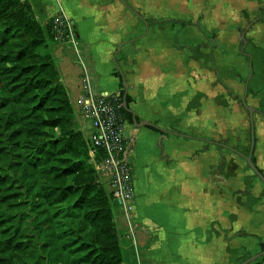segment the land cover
Returning a JSON list of instances; mask_svg holds the SVG:
<instances>
[{"label": "crops", "instance_id": "0c3cea01", "mask_svg": "<svg viewBox=\"0 0 264 264\" xmlns=\"http://www.w3.org/2000/svg\"><path fill=\"white\" fill-rule=\"evenodd\" d=\"M26 1L43 24L63 11L73 19L95 87L120 92V73L139 121L228 146L169 135L161 148V133L127 126L140 264H238L263 250L264 183L243 155L251 146L247 104L257 109L253 161L264 174V0L242 5L245 25H225L216 35L201 27L203 54L194 38L184 53L155 46L175 43L158 30L183 26L168 17L175 0ZM65 72L77 76L69 66ZM72 82L75 101L80 82Z\"/></svg>", "mask_w": 264, "mask_h": 264}, {"label": "trees", "instance_id": "16d2710c", "mask_svg": "<svg viewBox=\"0 0 264 264\" xmlns=\"http://www.w3.org/2000/svg\"><path fill=\"white\" fill-rule=\"evenodd\" d=\"M32 13L26 0H0V264H122L110 197L94 173L89 145L69 126L70 104L56 66L41 51L46 26ZM117 76L121 102L130 105L124 78ZM50 101L58 104L47 106ZM120 111L133 124L123 105ZM56 127L58 139L56 131H46ZM28 132L34 140L43 134L56 140H37L24 155ZM103 157L102 151L95 155Z\"/></svg>", "mask_w": 264, "mask_h": 264}, {"label": "rangeland", "instance_id": "374dc122", "mask_svg": "<svg viewBox=\"0 0 264 264\" xmlns=\"http://www.w3.org/2000/svg\"><path fill=\"white\" fill-rule=\"evenodd\" d=\"M247 2H250V1L249 0H175V3H172V5L170 4V10H172L173 12L168 17L175 16V19H178L175 21H179V22L185 21V22L192 23V21L194 20L200 26L196 27V26H192V24H189L190 26L184 27L183 25L180 28H178L179 25H177L175 26V31L173 29L162 28L158 30V35H160V39H167V36L175 35V43H170V44H155L154 43V44L156 47L159 45H163L164 49L168 52L172 51L175 53H178V52L184 53L188 51H193V49L188 48L187 46L188 44L186 43H188L187 41H189V39L193 40L192 38H194L195 40H193L194 42H192L194 44H191V45L194 46V50L196 52H201V54H203L202 52H204L205 48L203 45L202 32H201V30L203 29L201 27H204L205 31H208L210 34L216 35V32L219 33V32L224 31L223 27L225 25H228V24L236 25L238 21H239L238 23H244L242 25H245L246 16H245V13L243 12L242 5ZM155 5L153 6V11H155V8L157 9V6H159V4L157 3ZM224 9H228V12L226 13L227 14L226 17L223 16L222 14V11H224ZM32 14L40 22L37 16V13L33 11ZM236 16H237V20H236ZM161 19L165 20V18H161ZM50 21L51 19L48 20L46 24H43L42 22H40L42 25L46 26L45 27L46 34L48 36L47 47L45 46V48H42L41 51L44 53H48L50 55V58L52 59V61L54 62L56 66V69L58 72V81L63 86L64 94L70 104V120H69L70 125L69 126L73 128L75 131H78L81 133L84 139V142H85V146L87 148L88 128L86 126V122L83 119L82 113H81V101H82V97L84 94L83 66L81 65V62L78 56L75 54L74 50L68 44L60 43L58 40H56L53 29L50 28V25H51ZM210 22L212 23L213 28L206 29L207 25H209ZM177 38L181 40L177 41ZM84 61L86 63L87 68L91 71L89 65L87 64L88 62L85 59ZM157 62H160L159 58L157 59ZM177 62L178 61L176 59L175 65H177ZM68 66L71 70L72 69L76 70V75H77L76 77L66 75L65 68H67ZM77 69L79 72L77 71ZM196 70H198V68ZM92 76H94L93 73H92ZM169 77L170 76H166V77L159 76V80L163 81L162 84L169 85L170 84ZM74 79L79 80L80 82V86H79L80 94L76 98L75 101H74V96H73L74 91L71 88V85L73 83L72 80ZM108 80H109L108 84H111V78H108ZM50 104L51 105L58 104V101H50L47 103V106H49ZM43 115H46V113L41 114V116ZM44 125L40 127V131L43 129ZM27 126L30 127L31 125L28 124ZM57 128L58 127L54 129L46 128V131L50 134H53L56 131L55 134L58 139L61 131L57 130ZM30 129H33V127L31 126ZM2 134H4V128L2 127V121L0 120V141H3V143H5V140H1L3 138L1 136ZM28 134H31V132H28L27 135L24 138H22V143H23L22 152L24 153V155L25 154L28 155L31 153L30 151L34 149V147H36L38 144L37 140L40 142H43L47 139H49V141L56 140V137H51L45 134L41 135L37 140H34L28 137ZM91 164L93 165L94 173L96 174L98 181L105 187L107 194L110 197V200L112 203L111 205H112V210L114 214V222L118 230L119 241H120V245L123 251V263L122 264H140L139 251H137L133 243L131 234L129 233L130 231L128 230L127 219H126L125 213L121 209V207L112 199V196L110 194V190L108 187V183L105 180V177L102 176V174L98 170L97 164L92 159H91ZM133 167H134V163H133ZM65 222H68V221H65ZM138 230L139 229L136 228V238H137L136 240L137 241H139L138 240V236H139ZM138 245H139V242H138Z\"/></svg>", "mask_w": 264, "mask_h": 264}, {"label": "built area", "instance_id": "2783aa9c", "mask_svg": "<svg viewBox=\"0 0 264 264\" xmlns=\"http://www.w3.org/2000/svg\"><path fill=\"white\" fill-rule=\"evenodd\" d=\"M52 29L56 40L68 44L83 66V97L81 113L89 126L88 145L92 160L108 183L112 199L124 211L129 233L137 248L135 216L136 193L134 167L130 154V136L127 126L132 125L121 114L120 92L101 91L95 87L94 77L87 68L82 55L81 41L75 23L64 11L52 18ZM104 153L97 161L95 155Z\"/></svg>", "mask_w": 264, "mask_h": 264}, {"label": "water", "instance_id": "95a60500", "mask_svg": "<svg viewBox=\"0 0 264 264\" xmlns=\"http://www.w3.org/2000/svg\"><path fill=\"white\" fill-rule=\"evenodd\" d=\"M124 83H125V86L127 88L128 87L127 82L125 81ZM244 105L248 109L249 114H250V119H251V146H250V151H249L248 155H243V156L247 160L249 166L254 171V173L264 183V174L261 172V170L257 167L255 162L253 161V153H254L255 142H256L255 141V129H254V114L257 112V109L252 107V106H249L247 104H244ZM123 106L127 109L128 112H130L133 115V123L135 126H137V127L154 126V127H157L161 130L162 133L160 134L159 139H158V146L161 148H163V140L168 139L169 135H174V136L183 137V138L196 139L198 141L217 143V144H220L222 146H227L224 143H218V142H215V141H212L209 139H205V138H201V137H197V136H192V135L181 133V132L170 131V130L161 128V127L157 126L156 124L151 123V122L146 121V120L139 121L137 118L136 112L129 107V105L127 104V101L125 99L123 101ZM231 149L233 151H235L234 148H231ZM262 257H264V250H261L258 253L251 255L250 257H248L247 259H244L243 261H241L238 264H251V263L255 262L256 260H258Z\"/></svg>", "mask_w": 264, "mask_h": 264}]
</instances>
